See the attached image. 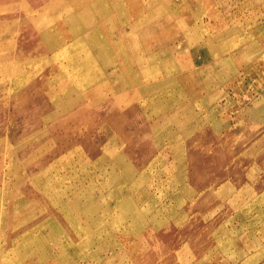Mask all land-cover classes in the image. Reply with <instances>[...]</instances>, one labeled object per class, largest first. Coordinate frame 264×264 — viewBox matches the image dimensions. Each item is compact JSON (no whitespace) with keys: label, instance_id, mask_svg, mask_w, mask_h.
<instances>
[{"label":"rangeland","instance_id":"374dc122","mask_svg":"<svg viewBox=\"0 0 264 264\" xmlns=\"http://www.w3.org/2000/svg\"><path fill=\"white\" fill-rule=\"evenodd\" d=\"M0 264H264V0H0Z\"/></svg>","mask_w":264,"mask_h":264},{"label":"bare ground","instance_id":"6f19581e","mask_svg":"<svg viewBox=\"0 0 264 264\" xmlns=\"http://www.w3.org/2000/svg\"><path fill=\"white\" fill-rule=\"evenodd\" d=\"M245 55V54H244ZM236 58H237V56H236ZM236 58H234V59H236ZM240 60V59H239ZM235 63H237V62H235Z\"/></svg>","mask_w":264,"mask_h":264}]
</instances>
